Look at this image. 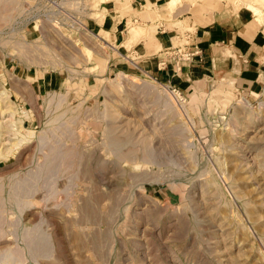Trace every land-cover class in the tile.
<instances>
[{
	"label": "rangeland",
	"instance_id": "rangeland-1",
	"mask_svg": "<svg viewBox=\"0 0 264 264\" xmlns=\"http://www.w3.org/2000/svg\"><path fill=\"white\" fill-rule=\"evenodd\" d=\"M26 1L0 0V264H264V88L209 77L181 102L112 67L88 27L111 0L69 5L74 23ZM8 103L34 132L12 151Z\"/></svg>",
	"mask_w": 264,
	"mask_h": 264
},
{
	"label": "crops",
	"instance_id": "crops-1",
	"mask_svg": "<svg viewBox=\"0 0 264 264\" xmlns=\"http://www.w3.org/2000/svg\"><path fill=\"white\" fill-rule=\"evenodd\" d=\"M221 1L181 0L172 14L168 0H131L129 8H117L111 0L91 13L96 17L88 18V27L115 47L113 68L131 59L142 71L181 91H191L211 77L235 80L245 91L258 93L264 88V5L249 0L262 8V14L251 15ZM130 23L146 28L148 36L137 42L130 39L128 48ZM131 34L139 33L134 29ZM175 49L197 55L177 65L170 52ZM162 61L165 67H160Z\"/></svg>",
	"mask_w": 264,
	"mask_h": 264
},
{
	"label": "built area",
	"instance_id": "built-area-1",
	"mask_svg": "<svg viewBox=\"0 0 264 264\" xmlns=\"http://www.w3.org/2000/svg\"><path fill=\"white\" fill-rule=\"evenodd\" d=\"M80 0H27V11L32 13L31 18L34 19H51L56 23H60L63 21H75L79 22L75 16L73 15L74 11L69 9V5L74 3H78ZM80 4V3H79ZM76 13V12H75ZM172 55L175 56L177 61V65L181 62H191L195 57V53L186 52L183 49H175L171 50ZM166 62L162 61L160 63V67H165ZM172 88V92L174 94L179 95L181 100H186V96L183 91L176 87Z\"/></svg>",
	"mask_w": 264,
	"mask_h": 264
},
{
	"label": "bare ground",
	"instance_id": "bare-ground-1",
	"mask_svg": "<svg viewBox=\"0 0 264 264\" xmlns=\"http://www.w3.org/2000/svg\"><path fill=\"white\" fill-rule=\"evenodd\" d=\"M177 1H179V0H168L169 6L171 8L175 7L177 4ZM222 1H225V0H222ZM232 1H235V7H236V11L238 13L240 10L243 9V10L249 12V14H251V15L262 14V8L260 9L255 2H252L249 0L248 1L247 0H232ZM138 33H141V31L138 30ZM179 95H176L178 99H180ZM9 100H10V95L8 92L4 91V92L0 93V113L2 112V114H3V112H4L3 104H4V102L9 101ZM180 101L182 102L183 100L180 99ZM7 105H9V103ZM8 109L7 110L10 111L12 114L21 112V114L23 115L17 121H14L12 123V128L10 129L11 135H13L16 138L15 143H12V148L10 149L12 151V150L18 148L23 142H25V141L29 140L31 137H33L34 132H32L29 128H26L24 126L25 122H24L23 118H29V115L25 110H23V109L19 110L20 108L13 107L12 105H9ZM16 111H18V112H16ZM24 132H26V135L23 134ZM1 226H2V224H1ZM1 234H3V232L2 233L0 232V235ZM15 253L17 255H20L19 252H15Z\"/></svg>",
	"mask_w": 264,
	"mask_h": 264
}]
</instances>
